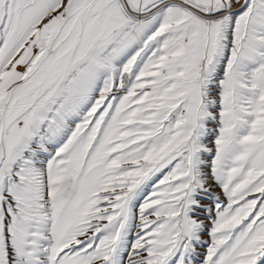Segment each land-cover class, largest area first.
Returning <instances> with one entry per match:
<instances>
[{
	"label": "snow or ice",
	"instance_id": "snow-or-ice-1",
	"mask_svg": "<svg viewBox=\"0 0 264 264\" xmlns=\"http://www.w3.org/2000/svg\"><path fill=\"white\" fill-rule=\"evenodd\" d=\"M0 264H264V0H0Z\"/></svg>",
	"mask_w": 264,
	"mask_h": 264
}]
</instances>
